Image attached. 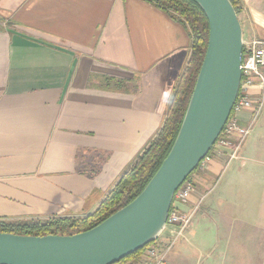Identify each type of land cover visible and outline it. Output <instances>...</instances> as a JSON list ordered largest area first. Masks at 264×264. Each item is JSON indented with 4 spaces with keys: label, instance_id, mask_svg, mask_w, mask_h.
I'll use <instances>...</instances> for the list:
<instances>
[{
    "label": "crops",
    "instance_id": "0c3cea01",
    "mask_svg": "<svg viewBox=\"0 0 264 264\" xmlns=\"http://www.w3.org/2000/svg\"><path fill=\"white\" fill-rule=\"evenodd\" d=\"M239 2L243 40L264 41V0ZM189 52L144 0H0V220L92 214L158 133ZM194 177L182 211L199 209L164 264H264V107L238 158Z\"/></svg>",
    "mask_w": 264,
    "mask_h": 264
},
{
    "label": "water",
    "instance_id": "95a60500",
    "mask_svg": "<svg viewBox=\"0 0 264 264\" xmlns=\"http://www.w3.org/2000/svg\"><path fill=\"white\" fill-rule=\"evenodd\" d=\"M192 1L207 20V46L176 138L156 173L130 203L85 232L0 233V264H116L162 234L175 191L220 135L241 78L242 30L231 3Z\"/></svg>",
    "mask_w": 264,
    "mask_h": 264
},
{
    "label": "trees",
    "instance_id": "16d2710c",
    "mask_svg": "<svg viewBox=\"0 0 264 264\" xmlns=\"http://www.w3.org/2000/svg\"><path fill=\"white\" fill-rule=\"evenodd\" d=\"M144 1L159 7L170 15L171 18L185 25L188 28L190 37L189 57L158 133L134 159L132 164L121 175L114 187L108 192L92 214L78 218H51L23 221L0 220V233L27 236H65L90 230L130 203L143 190L167 156L180 128L205 55L208 40V24L203 12L192 0ZM229 2L238 17L242 10L241 3L239 0H229ZM147 246L116 264L127 261L139 264Z\"/></svg>",
    "mask_w": 264,
    "mask_h": 264
},
{
    "label": "built area",
    "instance_id": "2783aa9c",
    "mask_svg": "<svg viewBox=\"0 0 264 264\" xmlns=\"http://www.w3.org/2000/svg\"><path fill=\"white\" fill-rule=\"evenodd\" d=\"M239 69L241 72L239 89L230 115L226 120L220 135L207 155L198 163L196 170H204L213 159L221 156H225L226 164L237 159L241 146L250 135L263 111L264 41L243 40ZM244 112L248 113V119L246 124L241 126L239 123L240 117L238 115H241ZM193 192L194 185L192 181L185 179L175 191L169 208L164 228V230L168 231V239L165 243L160 239L157 245H152L153 241L147 246L139 264L165 263L168 251L179 238L183 237L185 229L190 226L197 210L199 209L202 198L187 211H182V207L187 205ZM161 236L162 234L159 237ZM119 264L136 263L127 261Z\"/></svg>",
    "mask_w": 264,
    "mask_h": 264
},
{
    "label": "rangeland",
    "instance_id": "374dc122",
    "mask_svg": "<svg viewBox=\"0 0 264 264\" xmlns=\"http://www.w3.org/2000/svg\"><path fill=\"white\" fill-rule=\"evenodd\" d=\"M239 117H240V115H238ZM195 175H197V170H194L189 176H188V179L189 180H191L192 181V183H193V185H194V176ZM167 230H164L163 232H162V236L161 237H159L156 241H154L153 243H152V245H157V243H159V241H160V239H162L163 237H165V236H167Z\"/></svg>",
    "mask_w": 264,
    "mask_h": 264
}]
</instances>
